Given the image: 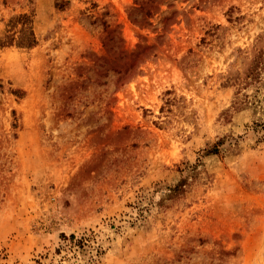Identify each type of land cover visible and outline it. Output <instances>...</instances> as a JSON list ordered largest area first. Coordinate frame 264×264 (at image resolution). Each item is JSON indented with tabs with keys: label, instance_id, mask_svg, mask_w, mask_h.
Wrapping results in <instances>:
<instances>
[{
	"label": "rangeland",
	"instance_id": "rangeland-1",
	"mask_svg": "<svg viewBox=\"0 0 264 264\" xmlns=\"http://www.w3.org/2000/svg\"><path fill=\"white\" fill-rule=\"evenodd\" d=\"M69 1L0 0V264H264V0Z\"/></svg>",
	"mask_w": 264,
	"mask_h": 264
},
{
	"label": "trees",
	"instance_id": "trees-1",
	"mask_svg": "<svg viewBox=\"0 0 264 264\" xmlns=\"http://www.w3.org/2000/svg\"><path fill=\"white\" fill-rule=\"evenodd\" d=\"M70 3L69 0H56V7L63 8ZM38 43V38L34 30V14L33 13H22L19 15L17 21L10 25L3 35H0V47L15 45L20 48H32ZM137 55L141 57L146 53L144 51L148 47H138ZM261 56V54H260ZM259 56V57H260ZM258 57V58H259ZM263 57V56H261ZM224 144V139H220L215 144L208 146L204 149L203 156H210L214 154H219L224 150L222 147ZM188 176L182 178L175 186L170 188L169 196H180L179 193L186 191L188 184ZM73 238V236H71Z\"/></svg>",
	"mask_w": 264,
	"mask_h": 264
}]
</instances>
